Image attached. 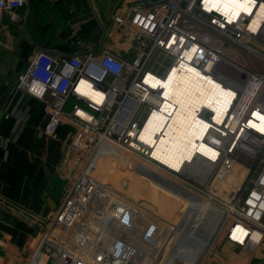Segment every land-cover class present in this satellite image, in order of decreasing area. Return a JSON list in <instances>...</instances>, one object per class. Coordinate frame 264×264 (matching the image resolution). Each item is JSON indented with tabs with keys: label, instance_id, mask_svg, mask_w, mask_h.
<instances>
[{
	"label": "built area",
	"instance_id": "1",
	"mask_svg": "<svg viewBox=\"0 0 264 264\" xmlns=\"http://www.w3.org/2000/svg\"><path fill=\"white\" fill-rule=\"evenodd\" d=\"M145 1L139 0L112 14L111 48L104 42L106 33L103 40L90 48L83 26L72 22L66 43L74 50L66 53L37 49L11 85V91L41 105V135L59 140L64 131L68 154L74 160L93 161L104 145L113 144L176 178L185 179L196 172L195 168L190 170L192 166L205 162L214 173L211 183L201 188L204 197L192 193L194 206L204 203L210 210L211 200H215L219 203L215 208H223L226 213L223 212L224 219H218L219 214L211 215L204 225L218 227L221 238L254 252L264 246V132L250 126L249 120L260 121L253 115L255 111L264 115V18L257 30L250 29V22L264 0H253L252 12H243L238 19L209 8L208 0ZM28 3L29 0H0V30L5 15L14 18ZM159 55L171 59L161 73L153 68ZM239 55L260 61V69L239 63L234 58ZM186 64L236 91V96L222 124L214 120L213 109L198 110V117L210 127L203 143L217 151V157L196 153L182 170L174 171L159 164L153 158V146L140 139L152 112L163 113L167 121L171 118V112L163 109L168 101L164 87L152 86L146 79L167 78L174 67L181 69ZM84 84L100 93L102 99L96 101L82 92ZM5 116L12 114L7 112ZM24 120L25 114L18 118V122ZM159 136H155V143ZM238 167L243 170L239 183L233 180ZM88 182L83 181V185ZM221 187L230 191L229 197L222 195ZM62 209L58 204L47 218L60 219ZM130 211V215H137L133 207ZM170 224L174 230L175 224ZM237 226L247 231L243 241L233 237ZM210 231L213 230L203 233L200 229L199 234L211 236Z\"/></svg>",
	"mask_w": 264,
	"mask_h": 264
},
{
	"label": "rangeland",
	"instance_id": "2",
	"mask_svg": "<svg viewBox=\"0 0 264 264\" xmlns=\"http://www.w3.org/2000/svg\"><path fill=\"white\" fill-rule=\"evenodd\" d=\"M80 1L83 3L80 10L82 14L73 23L81 24L84 29L94 28V41L99 42L102 28L93 15L95 11L89 8L88 0ZM93 1H104L106 8H102L101 12L111 15L128 6L123 0ZM30 5L35 24L37 22V25L45 27L44 32L49 35L59 24H63L66 29L70 27V23L54 17V7L46 0H30ZM24 15L19 11L14 18L5 15L2 28L11 27L15 40L13 43L7 36L6 41L0 40V47L14 51L27 45L32 48L25 58L28 61L35 50L24 35ZM50 36H47L46 44L57 41L55 34ZM110 37L105 44L111 48L113 40ZM234 58L248 67L250 64L256 69L261 67V62L250 56L243 58L239 55ZM170 64V58L159 55L153 68L161 73ZM62 134L66 138L64 131ZM199 165L205 170L201 178L196 177L197 172L191 171L194 176L189 173L186 179L176 178L164 169L139 159L135 154L121 151L113 144L104 145L93 161L74 160L71 155L66 156L59 168L63 186L58 204L63 207L62 214L56 221L46 216L41 231L27 243L24 264H62L75 251L84 254L88 243L91 249L86 264H104L108 261L111 264H210L205 259H208L213 246L220 244L218 239L221 236L217 233L218 227L204 225V221L211 213L212 216L219 214L218 219L222 216L224 219L226 210L215 208L219 204L215 200H211L210 210L204 203L200 207L194 206L196 202L192 193L204 197L201 190L211 183L214 173L210 167H205L204 162ZM195 167L192 166L190 170ZM242 173L243 170L238 167L234 182L241 181ZM91 177L94 179L90 181ZM83 181L88 184L83 185ZM220 192L230 196L227 188L221 187ZM72 202L74 204L70 206ZM131 207L137 215H130ZM166 220L175 224L174 230L173 225ZM200 229L202 232L207 229L213 231H210V236L199 234ZM243 230L239 226L234 227L233 235L242 236L240 232ZM199 243H208L205 252H195V244ZM71 245L75 247L70 248ZM73 261L74 264L80 263Z\"/></svg>",
	"mask_w": 264,
	"mask_h": 264
},
{
	"label": "crops",
	"instance_id": "3",
	"mask_svg": "<svg viewBox=\"0 0 264 264\" xmlns=\"http://www.w3.org/2000/svg\"><path fill=\"white\" fill-rule=\"evenodd\" d=\"M46 1L54 7L53 14L57 20H65L71 24L76 22L75 19L82 14L80 10L83 3L80 0H57L54 3ZM123 1L130 5L139 0ZM100 3L88 0L89 8L95 11L93 15L98 25L99 23L102 26L105 25V28H102L100 40L105 31L104 42L106 43L109 36L114 33L112 28L114 24L111 13L101 12L102 8H106L104 1ZM28 8L27 6L21 9L19 13L21 15L25 13L24 35L35 51L44 48L70 53L74 50L66 43L70 27L66 29L63 24L57 25L50 34H55L57 41L46 44L47 36H51L44 32L45 27L37 25V22L35 24L31 5L28 29H26ZM96 10L100 12L96 13ZM107 25L110 27H106ZM94 30V28L84 29V38L90 43V48L97 44L94 41L96 36L92 33ZM12 32L11 27L2 28L0 40L6 41L8 36V40L11 39L14 43L15 35L12 36L14 33ZM31 49L27 45L14 51L0 47V264H24L27 258V243L41 231L48 212L59 203L63 186L59 168L69 155L67 138L62 136L56 140L41 135L43 123L41 105L21 93L13 94L11 91V85L17 81L27 65L25 58ZM7 112L12 116L6 118ZM24 114L26 121L18 122V118L24 117ZM202 169L195 167L198 175L205 174V170L203 169L202 173ZM209 215L211 216L212 213ZM240 233L242 236L235 234L233 237L243 241L247 232L243 230ZM254 236L257 237L258 233ZM218 243L220 244L213 246L205 262L208 260L210 264H264V246L251 252L224 238L218 239ZM90 245L88 243V246L84 248V254L75 251L66 262L63 261V264H73V260L84 264L86 262H83L84 256L89 259ZM207 245L208 243L196 244L195 252H205ZM73 247L75 246H70V248ZM76 256L78 258H75Z\"/></svg>",
	"mask_w": 264,
	"mask_h": 264
},
{
	"label": "bare ground",
	"instance_id": "4",
	"mask_svg": "<svg viewBox=\"0 0 264 264\" xmlns=\"http://www.w3.org/2000/svg\"><path fill=\"white\" fill-rule=\"evenodd\" d=\"M208 3L209 8L221 10L230 19H238L243 12L251 13L255 6L253 0H208ZM263 18L264 3H261L257 8V14L251 19L250 29L257 30ZM146 81L152 86L164 87V96L168 101L164 103L163 109L171 112L170 121H167L163 113L156 111L152 112L145 121L140 139L153 146V158L159 164L174 171L182 170L186 163L194 159L196 153L215 159L218 152L203 143L210 128L209 123L198 117V110L204 107L213 109L214 120L222 124L236 96V91L223 87L221 83L210 77L203 76L200 71L188 64L181 69L174 67L167 78L149 76ZM82 92L96 101L102 99L100 93L86 84L82 87ZM253 115L260 121L250 119L249 125L264 132V115L257 111ZM157 134L160 136L155 143ZM198 166L201 165L197 162L196 167Z\"/></svg>",
	"mask_w": 264,
	"mask_h": 264
},
{
	"label": "water",
	"instance_id": "5",
	"mask_svg": "<svg viewBox=\"0 0 264 264\" xmlns=\"http://www.w3.org/2000/svg\"><path fill=\"white\" fill-rule=\"evenodd\" d=\"M142 1L145 2V3H147L145 0H142ZM28 7L30 8L29 3H28ZM29 8H28V13H27V15H29ZM26 22H27V20H26ZM99 25H100L101 28L104 29V27H103L100 23H99ZM25 28L27 29V23H25ZM104 37H105V31L103 32L102 40L104 39Z\"/></svg>",
	"mask_w": 264,
	"mask_h": 264
},
{
	"label": "flooded vegetation",
	"instance_id": "6",
	"mask_svg": "<svg viewBox=\"0 0 264 264\" xmlns=\"http://www.w3.org/2000/svg\"><path fill=\"white\" fill-rule=\"evenodd\" d=\"M29 16H30V14H29V15H27V18H26L27 22H26V23H28ZM27 29H28V24H27Z\"/></svg>",
	"mask_w": 264,
	"mask_h": 264
}]
</instances>
